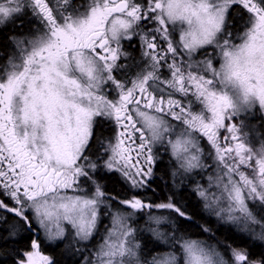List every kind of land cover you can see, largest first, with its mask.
Wrapping results in <instances>:
<instances>
[{
    "label": "snow or ice",
    "instance_id": "snow-or-ice-1",
    "mask_svg": "<svg viewBox=\"0 0 264 264\" xmlns=\"http://www.w3.org/2000/svg\"><path fill=\"white\" fill-rule=\"evenodd\" d=\"M61 245L264 264V0H0V264Z\"/></svg>",
    "mask_w": 264,
    "mask_h": 264
},
{
    "label": "trees",
    "instance_id": "trees-1",
    "mask_svg": "<svg viewBox=\"0 0 264 264\" xmlns=\"http://www.w3.org/2000/svg\"><path fill=\"white\" fill-rule=\"evenodd\" d=\"M255 123H256V120H253L252 124H255ZM162 169H163V165L160 166V170ZM189 192H190V189H186L183 193H181L180 196L178 197V202L180 204H188L189 211H192L193 208H195V210L199 212V206L197 205V201L193 195L189 194ZM160 195L161 194L158 193L156 198L158 199ZM196 219L200 223L208 222L210 226L216 231V236L218 239H224L225 236H227L229 239V242H231L235 246L244 247L247 245L246 240H243L238 235L234 234V232L227 231V226L221 225L217 227L216 221L214 219L212 220L211 218L206 217L205 214L197 215ZM193 234L196 235L197 230H193ZM93 244H95L94 239L91 241V244H89V248H92L90 246ZM21 246H23V244ZM46 251L48 255H52L56 258L58 264H72L73 260L78 259V257H75V256L72 257L71 259H68V254L63 252V245L56 247L54 249L51 247H48ZM254 251H259V249H254Z\"/></svg>",
    "mask_w": 264,
    "mask_h": 264
},
{
    "label": "rangeland",
    "instance_id": "rangeland-1",
    "mask_svg": "<svg viewBox=\"0 0 264 264\" xmlns=\"http://www.w3.org/2000/svg\"><path fill=\"white\" fill-rule=\"evenodd\" d=\"M167 162V157H165V163ZM194 196V195H193ZM194 198L196 199V197L194 196ZM206 217H208L207 215H205ZM208 218H211L212 220L214 218L212 217H208ZM215 220V219H214ZM106 225H110V222L107 218L103 219V221L101 222V224L99 225V232L98 234L93 238L95 240V244L91 245L90 247L92 248H89V249H94L95 246L97 245L98 241L101 239L102 235L104 234L105 232V226ZM89 255L91 254L90 252L88 253Z\"/></svg>",
    "mask_w": 264,
    "mask_h": 264
},
{
    "label": "flooded vegetation",
    "instance_id": "flooded-vegetation-1",
    "mask_svg": "<svg viewBox=\"0 0 264 264\" xmlns=\"http://www.w3.org/2000/svg\"><path fill=\"white\" fill-rule=\"evenodd\" d=\"M47 248H48V247H44V248H42V251L44 252V254H47V253H46V252H47V251H46Z\"/></svg>",
    "mask_w": 264,
    "mask_h": 264
}]
</instances>
